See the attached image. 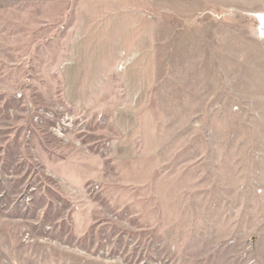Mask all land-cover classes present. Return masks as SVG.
<instances>
[{
  "label": "rangeland",
  "instance_id": "374dc122",
  "mask_svg": "<svg viewBox=\"0 0 264 264\" xmlns=\"http://www.w3.org/2000/svg\"><path fill=\"white\" fill-rule=\"evenodd\" d=\"M78 1L0 0V264H264V0H135L130 112L64 87Z\"/></svg>",
  "mask_w": 264,
  "mask_h": 264
},
{
  "label": "crops",
  "instance_id": "0c3cea01",
  "mask_svg": "<svg viewBox=\"0 0 264 264\" xmlns=\"http://www.w3.org/2000/svg\"><path fill=\"white\" fill-rule=\"evenodd\" d=\"M137 4L135 0L77 2V23L70 40L68 66L63 71L64 87L77 98H71L75 104L86 101L80 102L81 95L101 94L104 81L115 78L126 95L121 111L141 107L145 91L154 86L157 77L156 21ZM74 79L83 83L77 85ZM91 79L100 82L90 86ZM95 103L93 99L87 104Z\"/></svg>",
  "mask_w": 264,
  "mask_h": 264
}]
</instances>
